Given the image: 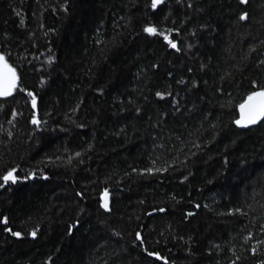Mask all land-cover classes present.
Returning <instances> with one entry per match:
<instances>
[{
    "label": "trees",
    "instance_id": "1",
    "mask_svg": "<svg viewBox=\"0 0 264 264\" xmlns=\"http://www.w3.org/2000/svg\"><path fill=\"white\" fill-rule=\"evenodd\" d=\"M150 5L0 0V53L19 77L0 97V174L21 177L0 188V264H164L136 232L168 264L264 261V120L234 123L264 88V0Z\"/></svg>",
    "mask_w": 264,
    "mask_h": 264
},
{
    "label": "snow or ice",
    "instance_id": "2",
    "mask_svg": "<svg viewBox=\"0 0 264 264\" xmlns=\"http://www.w3.org/2000/svg\"><path fill=\"white\" fill-rule=\"evenodd\" d=\"M163 3V0H151V8L156 9L158 5ZM177 3H180V0H177ZM239 4H247L248 0H238ZM192 5L189 4L188 7H191ZM249 17V14L247 11H242L239 14V20L246 21ZM21 23L23 24V20H21ZM173 31L172 29H168L166 31H158L157 27L152 25H146L143 28V32L148 35H157L163 37V40L167 43V45L171 49H175L177 52L180 51V48L177 46V43L169 38V35L167 32ZM175 31H179L176 29ZM151 67L153 69L157 68L158 66L156 64H152ZM18 82L19 77L17 75V71L15 67H13L8 60L6 59L5 55L0 53V97H10L12 96L13 92L18 88ZM43 83V81H41ZM179 83H183V81H179ZM21 92H26L27 96L30 97V102L32 109L35 110L37 108V97L33 94L31 91H27L23 87H20L19 89ZM155 95L157 98L163 100L165 96H170L171 93L168 92H161L156 91ZM131 103V101H129ZM173 105H176L177 101L173 99L172 101ZM239 109V118L234 121V123L238 127H244L247 128L251 125H256L258 122L264 120V88L258 90V91H252L250 92L246 99L238 105ZM176 111H179L178 108H176ZM135 112L139 114L141 112V109L139 107L135 108ZM13 116L16 115L15 111L12 113ZM33 125L39 126L42 121L37 119V116L35 112H33L31 116V121ZM82 127V126H81ZM89 148H91V145H89ZM77 156L80 155V153H76ZM167 169L166 168H156V167H149L147 169L142 170L143 172H146L148 174L153 173H163ZM135 171V169H133ZM33 174L29 173V177H31ZM21 177L17 175V169L16 168H10L3 174H0V188H5V186L15 185L18 180H20ZM44 179H47L45 176ZM77 197H82L83 193L77 192ZM100 209H103L104 212H111V207L109 203V190L105 188L100 195V202H99ZM197 208L200 207V205H196ZM205 207H207L205 205ZM166 209L160 208L157 211L164 212ZM236 211H240L239 209H236ZM193 213L189 212L187 213V216H192ZM0 223H3L5 225L8 224V217L4 216L2 219H0ZM79 225V220H76L72 225L68 227V233L71 234L73 229L76 228ZM4 232L9 233L12 237H15L17 239L22 238V232L13 230L10 227H5L3 229ZM115 236H120V233L114 232ZM29 236H31L33 239L37 236V231L34 229L31 232L28 233ZM135 239L139 242V246L143 248L144 252L149 257H154L157 261L164 260V264H168V261L164 259L160 253L150 251L146 247H144V239L140 232L135 233ZM253 254H255L256 249L252 248ZM51 259V258H50ZM260 264H264V261H261Z\"/></svg>",
    "mask_w": 264,
    "mask_h": 264
},
{
    "label": "water",
    "instance_id": "3",
    "mask_svg": "<svg viewBox=\"0 0 264 264\" xmlns=\"http://www.w3.org/2000/svg\"><path fill=\"white\" fill-rule=\"evenodd\" d=\"M238 118H239V110H238ZM262 121H263V120H262ZM262 121H260V122H262ZM260 122H258V123H260ZM258 123H257V124H258ZM251 126H252V125H251Z\"/></svg>",
    "mask_w": 264,
    "mask_h": 264
}]
</instances>
